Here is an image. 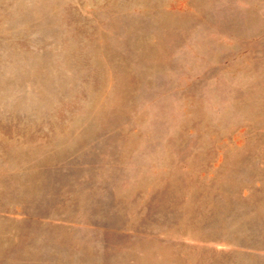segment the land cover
Segmentation results:
<instances>
[{
  "label": "rangeland",
  "instance_id": "obj_1",
  "mask_svg": "<svg viewBox=\"0 0 264 264\" xmlns=\"http://www.w3.org/2000/svg\"><path fill=\"white\" fill-rule=\"evenodd\" d=\"M0 264H264V0H0Z\"/></svg>",
  "mask_w": 264,
  "mask_h": 264
}]
</instances>
